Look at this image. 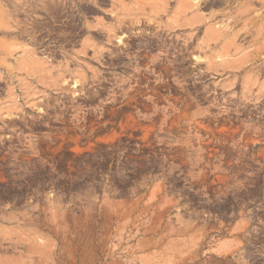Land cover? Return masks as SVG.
<instances>
[{"label":"rangeland","instance_id":"1","mask_svg":"<svg viewBox=\"0 0 264 264\" xmlns=\"http://www.w3.org/2000/svg\"><path fill=\"white\" fill-rule=\"evenodd\" d=\"M0 264H264V0H0Z\"/></svg>","mask_w":264,"mask_h":264},{"label":"bare ground","instance_id":"2","mask_svg":"<svg viewBox=\"0 0 264 264\" xmlns=\"http://www.w3.org/2000/svg\"><path fill=\"white\" fill-rule=\"evenodd\" d=\"M58 7V6H57ZM60 8V7H59ZM184 8L186 9L187 8V6L186 5H184ZM58 9V8H57ZM43 10V9H42ZM66 10V9H65ZM39 12V11H38ZM55 12V11H54ZM69 12V11H68ZM59 13V12H58ZM55 14V13H54ZM54 16V15H53ZM67 16V15H66ZM64 17V16H63ZM74 17V16H73ZM49 19H51V18H49ZM56 19V18H55ZM60 19V18H59ZM58 20V19H57ZM64 21V20H63ZM48 22V21H47ZM49 24H50V22H49ZM57 24V23H56ZM64 24V23H63ZM39 25V24H38ZM72 25V24H71ZM71 25H69V26H71ZM50 26V25H49ZM39 27V26H38ZM68 27V26H67ZM76 27V26H75ZM74 27V28H75ZM73 29V28H72ZM50 34H52V33H50ZM12 45V44H11ZM75 83V82H74ZM74 86H75V84H74Z\"/></svg>","mask_w":264,"mask_h":264}]
</instances>
